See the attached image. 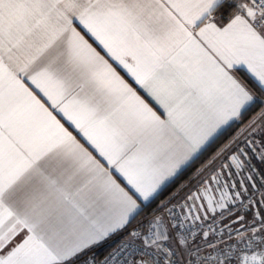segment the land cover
<instances>
[{
	"label": "snow or ice",
	"instance_id": "1",
	"mask_svg": "<svg viewBox=\"0 0 264 264\" xmlns=\"http://www.w3.org/2000/svg\"><path fill=\"white\" fill-rule=\"evenodd\" d=\"M0 264H264V0H0Z\"/></svg>",
	"mask_w": 264,
	"mask_h": 264
},
{
	"label": "trees",
	"instance_id": "2",
	"mask_svg": "<svg viewBox=\"0 0 264 264\" xmlns=\"http://www.w3.org/2000/svg\"><path fill=\"white\" fill-rule=\"evenodd\" d=\"M259 112V108L255 109L253 112L249 113L246 117H245V120H244V124H247L249 120H251L254 116H256V114ZM238 129H233L232 133L231 134H234ZM211 153H209L208 155H210ZM204 159H207V155L204 157ZM199 165H197L198 167ZM187 179V177H184L181 179V181L178 182L179 183H183L184 180ZM175 190V187L173 189H171L170 191H174ZM169 193H165V196H167ZM106 250L102 249V250H99L97 252V255H101L102 253H104Z\"/></svg>",
	"mask_w": 264,
	"mask_h": 264
},
{
	"label": "built area",
	"instance_id": "3",
	"mask_svg": "<svg viewBox=\"0 0 264 264\" xmlns=\"http://www.w3.org/2000/svg\"><path fill=\"white\" fill-rule=\"evenodd\" d=\"M106 255V251L104 252V253H102L101 255H98V257L100 258V259H103V257Z\"/></svg>",
	"mask_w": 264,
	"mask_h": 264
}]
</instances>
